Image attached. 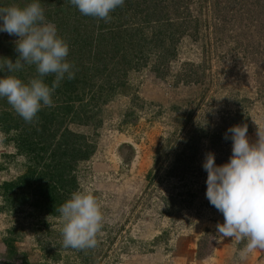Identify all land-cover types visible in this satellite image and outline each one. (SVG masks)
Segmentation results:
<instances>
[{"label": "rangeland", "instance_id": "rangeland-1", "mask_svg": "<svg viewBox=\"0 0 264 264\" xmlns=\"http://www.w3.org/2000/svg\"><path fill=\"white\" fill-rule=\"evenodd\" d=\"M162 2L169 18L185 26L163 74L149 65L128 71V90H115L99 103L95 124H69L95 142L92 154L77 163L78 186L71 193L91 189L101 204L104 224L98 245L63 247L58 212L11 207L0 195L3 250L9 243L32 264L193 261L190 248L180 252L176 247L188 210L195 207L198 214L197 207H205L206 153L215 154L217 165L228 161L232 141L224 134L239 125L237 119L247 121L254 136L248 134L250 142H256L258 130L264 132V0ZM195 124L206 136L190 162L185 167L186 162L170 163L171 150ZM9 135L0 130V182L22 172L27 162ZM168 137L174 140L170 151Z\"/></svg>", "mask_w": 264, "mask_h": 264}, {"label": "trees", "instance_id": "trees-1", "mask_svg": "<svg viewBox=\"0 0 264 264\" xmlns=\"http://www.w3.org/2000/svg\"><path fill=\"white\" fill-rule=\"evenodd\" d=\"M162 1L124 0V5L110 14V22H104L82 15L69 0H39L46 19L56 25L58 34L69 44L67 60L75 65V78L61 81L53 95V106L43 107L37 114L38 122L33 124L25 123L6 99L0 98V130L10 133L8 139L27 159L22 172L0 182L5 204L56 214V209L70 198L78 186L77 163L92 154L95 142L69 124H95L99 103L115 90H128L125 84L128 71L149 65L155 74H163L168 58L175 54L176 41L185 26L179 19L169 18L171 13ZM30 2L0 0V7ZM16 41L0 32V62L4 58L15 61L19 55ZM3 75L0 72V77ZM16 75L27 82L37 74L35 66L25 65ZM53 79L48 76L45 82L51 85ZM237 122L247 125L243 118ZM186 133L181 144L169 154L170 163L186 162L184 167L193 157L199 140L206 136L198 124L187 128ZM173 143L171 137L166 139L169 151ZM211 235L205 231L198 239L196 258L210 251Z\"/></svg>", "mask_w": 264, "mask_h": 264}, {"label": "clouds", "instance_id": "clouds-1", "mask_svg": "<svg viewBox=\"0 0 264 264\" xmlns=\"http://www.w3.org/2000/svg\"><path fill=\"white\" fill-rule=\"evenodd\" d=\"M84 16L110 22L111 13L124 5V0H69ZM0 32L15 35L18 56L13 62H0V98L27 124L38 122V112L53 106V95L64 79L75 78V65L67 60L69 44L48 21L39 0L24 6L0 7ZM25 65L35 66L36 76L23 81L16 73ZM53 76L51 85L45 78ZM230 134V136H229ZM256 142H250L246 124L233 125L224 134L231 139V155L217 165L215 154L205 155L202 167L207 172L206 198L223 215L217 224L219 236L247 241L241 258L256 249L264 250V132L258 130ZM56 211L62 224L65 248L85 250L98 245L102 231V206L91 189L71 193Z\"/></svg>", "mask_w": 264, "mask_h": 264}, {"label": "crops", "instance_id": "crops-1", "mask_svg": "<svg viewBox=\"0 0 264 264\" xmlns=\"http://www.w3.org/2000/svg\"><path fill=\"white\" fill-rule=\"evenodd\" d=\"M250 132H248L249 138L254 139V136ZM135 166L138 167L137 165ZM204 198L205 201H201V203L205 207L202 206L203 209L201 210L197 207L201 213H195V207L188 210L189 214L187 213L188 221L186 228H184L185 232H180V242L176 248L180 252L186 251V248H190L189 252L193 256L191 264H264V250L256 249L252 253L247 254L246 257L241 258L240 251L245 247L247 241L237 242L235 237L224 238L219 236L216 226L223 223V215L209 203L206 196ZM205 231L211 232L213 244L206 255L196 258L197 241L203 236Z\"/></svg>", "mask_w": 264, "mask_h": 264}, {"label": "flooded vegetation", "instance_id": "flooded-vegetation-1", "mask_svg": "<svg viewBox=\"0 0 264 264\" xmlns=\"http://www.w3.org/2000/svg\"><path fill=\"white\" fill-rule=\"evenodd\" d=\"M0 251V264H32L24 254H16L9 243H6L4 250L3 248H0Z\"/></svg>", "mask_w": 264, "mask_h": 264}]
</instances>
